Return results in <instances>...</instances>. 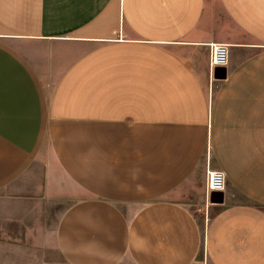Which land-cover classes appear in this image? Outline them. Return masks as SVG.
Segmentation results:
<instances>
[{
	"label": "crops",
	"instance_id": "crops-1",
	"mask_svg": "<svg viewBox=\"0 0 264 264\" xmlns=\"http://www.w3.org/2000/svg\"><path fill=\"white\" fill-rule=\"evenodd\" d=\"M60 208L66 264H264V0H0V225Z\"/></svg>",
	"mask_w": 264,
	"mask_h": 264
},
{
	"label": "rangeland",
	"instance_id": "rangeland-1",
	"mask_svg": "<svg viewBox=\"0 0 264 264\" xmlns=\"http://www.w3.org/2000/svg\"><path fill=\"white\" fill-rule=\"evenodd\" d=\"M60 211L61 208L51 212L45 211L43 220L41 216L35 217L36 213L19 220L20 222L5 220L6 226L0 225V264H66L47 234L49 226L54 223ZM117 264L131 263L122 260ZM192 264L208 263L199 257Z\"/></svg>",
	"mask_w": 264,
	"mask_h": 264
},
{
	"label": "built area",
	"instance_id": "built-area-1",
	"mask_svg": "<svg viewBox=\"0 0 264 264\" xmlns=\"http://www.w3.org/2000/svg\"><path fill=\"white\" fill-rule=\"evenodd\" d=\"M228 64V48L223 44H212L209 50V65L212 68H225ZM205 189L207 192H222L225 189V176L219 170L206 172Z\"/></svg>",
	"mask_w": 264,
	"mask_h": 264
},
{
	"label": "water",
	"instance_id": "water-1",
	"mask_svg": "<svg viewBox=\"0 0 264 264\" xmlns=\"http://www.w3.org/2000/svg\"><path fill=\"white\" fill-rule=\"evenodd\" d=\"M221 69H222V68H217L216 73H217L218 75H221V74L223 75V73L221 72ZM215 193L220 195V197H219L218 200H213V199H212V196H213V194H215ZM210 199H211L212 202H221V200H222L221 192H212V193L210 194Z\"/></svg>",
	"mask_w": 264,
	"mask_h": 264
},
{
	"label": "trees",
	"instance_id": "trees-1",
	"mask_svg": "<svg viewBox=\"0 0 264 264\" xmlns=\"http://www.w3.org/2000/svg\"><path fill=\"white\" fill-rule=\"evenodd\" d=\"M219 197H220V195L215 193V194H213L212 199L213 200H218Z\"/></svg>",
	"mask_w": 264,
	"mask_h": 264
}]
</instances>
